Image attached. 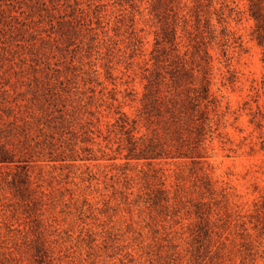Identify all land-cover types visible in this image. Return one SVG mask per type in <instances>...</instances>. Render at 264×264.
Returning <instances> with one entry per match:
<instances>
[{
	"label": "rangeland",
	"instance_id": "rangeland-1",
	"mask_svg": "<svg viewBox=\"0 0 264 264\" xmlns=\"http://www.w3.org/2000/svg\"><path fill=\"white\" fill-rule=\"evenodd\" d=\"M256 35L251 0H0V264H264ZM204 71L197 153L136 155L150 81Z\"/></svg>",
	"mask_w": 264,
	"mask_h": 264
},
{
	"label": "trees",
	"instance_id": "trees-1",
	"mask_svg": "<svg viewBox=\"0 0 264 264\" xmlns=\"http://www.w3.org/2000/svg\"><path fill=\"white\" fill-rule=\"evenodd\" d=\"M251 14L256 20V37L260 43H264V5L261 0H251ZM210 83L207 71H204L198 87H193L191 81L186 83L183 91L165 90L161 83L154 85L151 80L143 99L144 112L149 117L155 115L159 118L169 140H151L136 155H149V158L195 155L199 142L205 138L209 107L214 103ZM192 133L196 135L193 136ZM14 155L0 143V162L15 161Z\"/></svg>",
	"mask_w": 264,
	"mask_h": 264
}]
</instances>
